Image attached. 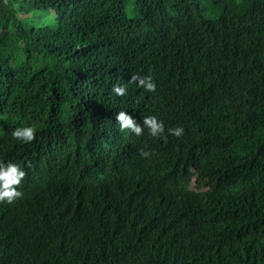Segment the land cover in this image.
Listing matches in <instances>:
<instances>
[{
	"label": "trees",
	"instance_id": "1",
	"mask_svg": "<svg viewBox=\"0 0 264 264\" xmlns=\"http://www.w3.org/2000/svg\"><path fill=\"white\" fill-rule=\"evenodd\" d=\"M8 161L0 264H264V0H0Z\"/></svg>",
	"mask_w": 264,
	"mask_h": 264
},
{
	"label": "clouds",
	"instance_id": "2",
	"mask_svg": "<svg viewBox=\"0 0 264 264\" xmlns=\"http://www.w3.org/2000/svg\"><path fill=\"white\" fill-rule=\"evenodd\" d=\"M130 82H136L138 86L143 87L146 91H155L156 85L151 76H131ZM112 91L117 96L126 95V88L120 85H113ZM116 121L120 126V130L124 129L131 130L135 135L139 136L143 133V128L125 111L121 110L116 116ZM144 126H146L153 137L163 136L165 132L164 124L158 120L155 116L145 117L143 120ZM168 132L175 136L180 137L184 134L182 127L169 128ZM36 129L34 127H21L16 128L12 132V136L21 140L24 143L32 142L35 137ZM164 139H167L164 136ZM141 157H148L149 152L140 150ZM27 173L20 168L19 164L8 161L7 163H0V202L12 203L15 199L23 195L22 192L18 191L17 188L20 186L21 181L25 179Z\"/></svg>",
	"mask_w": 264,
	"mask_h": 264
}]
</instances>
